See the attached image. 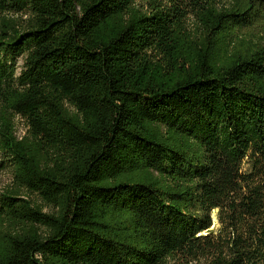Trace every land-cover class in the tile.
I'll return each mask as SVG.
<instances>
[{
	"label": "trees",
	"instance_id": "trees-1",
	"mask_svg": "<svg viewBox=\"0 0 264 264\" xmlns=\"http://www.w3.org/2000/svg\"><path fill=\"white\" fill-rule=\"evenodd\" d=\"M0 13V264H264V0Z\"/></svg>",
	"mask_w": 264,
	"mask_h": 264
},
{
	"label": "rangeland",
	"instance_id": "rangeland-1",
	"mask_svg": "<svg viewBox=\"0 0 264 264\" xmlns=\"http://www.w3.org/2000/svg\"><path fill=\"white\" fill-rule=\"evenodd\" d=\"M4 15L5 16H9V17H18L19 19L20 18H26V15H24L22 13H18V14H14V13L1 14L0 13V17L4 16ZM188 24H189V26H191L192 25V20H189ZM252 30L255 31V30H257V28L252 29ZM245 31H250V29H247ZM18 65H20V66L22 65V60H19ZM18 122L20 123V120H18ZM18 133L22 134L21 128H19ZM12 176H13V168L9 165V163H8V165L7 164H3V163L0 164V190L3 189L6 186H9L11 184ZM32 198L34 200H38L39 201V199L35 195H33ZM39 202L41 203V201H39ZM50 210L51 209L49 207H45L44 208V211H50ZM212 216H213V222H214V225H213L212 229H217L218 226H219V223H218V220H217V211L216 210L213 212ZM171 264H181V263L172 262ZM192 264H194V263H192Z\"/></svg>",
	"mask_w": 264,
	"mask_h": 264
}]
</instances>
